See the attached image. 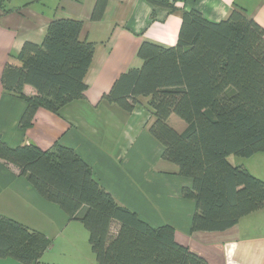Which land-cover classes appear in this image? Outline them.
Returning <instances> with one entry per match:
<instances>
[{"label":"trees","instance_id":"1","mask_svg":"<svg viewBox=\"0 0 264 264\" xmlns=\"http://www.w3.org/2000/svg\"><path fill=\"white\" fill-rule=\"evenodd\" d=\"M148 2L177 8L173 0ZM106 3L96 0L91 20L102 18ZM81 28L79 19L53 18L40 42L26 40L11 54L18 64L5 63L3 91L26 101L22 128L39 107L58 113L84 97L94 44L80 40ZM137 55L141 65L122 72L102 99L131 112L146 98L147 130L162 145L161 158L190 179L181 194L194 201L191 231H223L263 208L264 180L229 156L264 153V28L238 6L218 22L182 10L176 43L142 41ZM25 85L34 96L23 93ZM171 114L185 122L182 130L170 125ZM0 161L83 225L96 264H211L179 242L171 224H150L117 202L59 139L48 148L33 142L10 147L0 134ZM51 244L41 231L0 214V257L38 264Z\"/></svg>","mask_w":264,"mask_h":264},{"label":"crops","instance_id":"2","mask_svg":"<svg viewBox=\"0 0 264 264\" xmlns=\"http://www.w3.org/2000/svg\"><path fill=\"white\" fill-rule=\"evenodd\" d=\"M173 1L177 8L170 11L148 0H107L103 16L97 21L91 20L96 0H30L27 4L26 0H16L11 6H1L0 134L10 147L33 142L48 148L57 139L72 147L117 202L150 224H171L176 239L211 264H264V207L223 231H191L194 201L181 194L190 179L178 175L175 165L161 158L162 145L147 130L150 116L144 104L146 98H141L131 112L102 99L122 72L141 65L137 49L142 41L165 47L176 43L182 10L196 9L205 19L218 22L238 6L264 28V0ZM8 8L12 9L5 11ZM53 18L81 20L80 40L94 44L84 78L87 88L84 97L63 105L58 113L39 107L32 124L22 128L19 120L26 101L3 91L2 71L7 61L18 64L11 54H16L24 41L42 40ZM23 93L34 96L35 90L25 85ZM102 113L108 120V133L93 131L90 124L92 114ZM255 156L258 161L253 166L245 161L249 170L264 163V156ZM259 172L264 174V170ZM17 174L15 167L0 161V214L52 240L38 264H88L78 254L88 241L83 225L69 220L56 204L40 197L25 177ZM0 264L23 263L0 257Z\"/></svg>","mask_w":264,"mask_h":264},{"label":"rangeland","instance_id":"3","mask_svg":"<svg viewBox=\"0 0 264 264\" xmlns=\"http://www.w3.org/2000/svg\"><path fill=\"white\" fill-rule=\"evenodd\" d=\"M16 0H11V1H9V0H6V4L8 5V6H11V5H13V4H16V3H14ZM17 1H22V0H17ZM138 105V104H137ZM136 105V106H137ZM135 106V107H136ZM142 110H144L143 108H141ZM105 114H92V116L91 117H89V120H90V124H91V126H92V130L93 131H102L103 130V132L104 133H108V131L110 130L109 128H107V122H108V120H106L105 121V116H104ZM168 121H169V123H170V125L171 126H174V128H176L177 130H182L183 128H184V125H185V122L182 120V119H180L178 116H176L175 114H171L170 116H169V119H168ZM106 123V124H105ZM257 155L258 154H260V155H262V156H264V153L263 152H260V153H256ZM229 159L233 162V161H237V160H240L241 159V162L244 164V165H246V163H245V161H247V165L249 166H253V164H254V162H255V160H257L258 161V159L256 158V156H255V154H254V156L252 155V156H249V157H245V158H239V157H236V156H234V155H230L229 156ZM246 159H249V160H246ZM262 159H264L263 157H262ZM169 163V162H168ZM171 164V163H170ZM259 164H256V166H258ZM253 168V167H252ZM251 170V172L252 173H255V175L257 174V176L258 177H260V178H262L263 180H264V174L263 173H260L259 172V170H264V163H261V166H260V168L258 167V169H257V167L256 168H253V169H250ZM84 240H86V239H84ZM87 241V240H86ZM83 243H84V241H83ZM82 249V248H81ZM79 254V256H82V258H84L85 259V261H87L88 262V264H91V263H94L93 261H95L94 260V255H93V253H92V251H91V249H90V246H89V244H88V241L87 242H85V244H84V249H83V251H81V253L79 252L78 253ZM86 258H88L87 260H86ZM83 262H84V260H82Z\"/></svg>","mask_w":264,"mask_h":264}]
</instances>
